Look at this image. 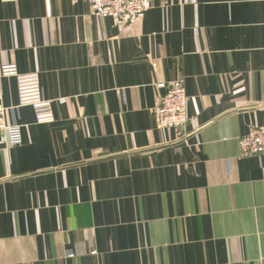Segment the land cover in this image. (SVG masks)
<instances>
[{
	"label": "crops",
	"instance_id": "crops-1",
	"mask_svg": "<svg viewBox=\"0 0 264 264\" xmlns=\"http://www.w3.org/2000/svg\"><path fill=\"white\" fill-rule=\"evenodd\" d=\"M144 1L119 21L0 0V65L38 72L55 113L22 107L0 147V264H264V155L240 144L264 123V0ZM175 80L189 120L160 129Z\"/></svg>",
	"mask_w": 264,
	"mask_h": 264
},
{
	"label": "built area",
	"instance_id": "built-area-1",
	"mask_svg": "<svg viewBox=\"0 0 264 264\" xmlns=\"http://www.w3.org/2000/svg\"><path fill=\"white\" fill-rule=\"evenodd\" d=\"M89 3L95 15L119 21L143 16L150 8L144 0H89ZM8 77H14L17 86L18 100L13 106H6L3 102L2 80ZM161 98L155 110L157 127L167 130L184 127L189 120V97L184 82L173 81ZM25 106L32 107L38 123L55 120L54 101L44 95L40 74L22 73L14 62L0 65V147L10 149L24 142L23 125L18 115ZM240 144L244 155H264V123L242 135Z\"/></svg>",
	"mask_w": 264,
	"mask_h": 264
}]
</instances>
